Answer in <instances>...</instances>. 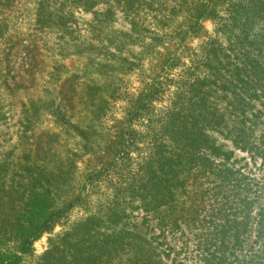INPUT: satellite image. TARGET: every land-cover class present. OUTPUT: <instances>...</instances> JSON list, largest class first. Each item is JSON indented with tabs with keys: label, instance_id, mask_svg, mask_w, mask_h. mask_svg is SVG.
<instances>
[{
	"label": "trees",
	"instance_id": "1",
	"mask_svg": "<svg viewBox=\"0 0 264 264\" xmlns=\"http://www.w3.org/2000/svg\"><path fill=\"white\" fill-rule=\"evenodd\" d=\"M260 1L239 2L229 13L221 30L227 50L217 41L205 43L199 58L188 62L189 41L202 36L203 22L219 19L223 0H36L32 28L55 35L58 54L48 64L42 46H21L22 74L34 85L32 93L42 86L21 104L26 148L0 153V264H23L33 245L76 208L84 216L70 231L49 238L36 264H113L127 254L123 264H163L156 239L180 229L179 209L200 177L213 178V196L230 191L235 198V219L215 230L211 264H264V211L253 217L259 198L248 197L250 182L230 164L233 151L264 163ZM12 2L0 0V124L3 97L29 90L17 86L13 74L12 52L24 42L9 34ZM131 77L140 85L134 91ZM117 104L126 105L120 118L112 113ZM56 117L60 131L83 141L85 155L109 153L78 184L69 182L71 174L55 159L56 135L34 142L37 126ZM103 119L114 125L101 136L96 124ZM215 135L229 140L232 151ZM123 166L134 168L128 177L120 173ZM112 176H120V183L99 196ZM135 211L157 221L156 238L125 229ZM252 228L257 247L247 250Z\"/></svg>",
	"mask_w": 264,
	"mask_h": 264
},
{
	"label": "rangeland",
	"instance_id": "2",
	"mask_svg": "<svg viewBox=\"0 0 264 264\" xmlns=\"http://www.w3.org/2000/svg\"><path fill=\"white\" fill-rule=\"evenodd\" d=\"M251 1L254 6L260 5L261 2L260 0ZM35 2L36 0H13L9 11V34L12 38H16L19 44L20 40H23L24 42L22 45H17V48L12 52L11 59L15 82L17 86L24 85V87L29 90L27 91L19 88L13 91L10 96L3 97L1 105L3 106L5 121L0 124L1 154L9 152L22 154L26 148L27 141L22 140L19 128L21 104L26 102L29 96L38 95L41 91L40 87L42 86L41 83H38L37 87L39 88L32 93L34 85L29 83V78L25 74H22L23 51L21 50V46H25L28 43H34L42 46L43 51H41V56L48 64L53 62V58L56 59V54H58L55 50L56 47L54 48L57 37L52 34H42L36 32V30H33L32 28ZM239 2L243 3L245 0H223V5L219 8V10H221L219 19L221 20L217 18L215 20H207L202 23V36L189 41V51L184 55L189 56L187 61L191 58H195V56L199 58L201 46L203 47L205 43L217 41L218 45L222 46L221 48L223 50H227L229 42H227L225 31L221 30L225 21L229 19V13L231 16V12H233V9L237 4H239ZM231 7L232 10L230 9ZM86 18L88 19V17ZM120 24L122 27H125L126 25L123 22ZM160 53L162 52L160 51ZM146 68H148L147 65ZM129 86L132 91L140 88V85L137 83L135 77H131L129 79ZM212 100L215 104L214 98ZM218 104H220V100H218ZM125 107L126 105L117 104V106L112 109L114 117L120 118L122 116L121 111L124 110ZM106 119H103L101 122L96 124L98 134H101V136L105 133L106 128L112 124L114 125V123L111 124L110 121ZM59 125V117H56L55 120L50 119L39 124L34 131V142L41 141L44 143L48 140V134L56 135L57 137L54 138L55 143L53 145L54 155L56 156L55 159L57 160L58 165H61L65 171L71 174V180L69 182L78 184L82 176L87 171L98 168L101 166V163L107 161L109 153H107V155L101 153L100 155H97V157L85 155L83 141L71 132L60 131ZM215 138H217L219 144L232 151L229 140L224 139V137L220 135H215ZM233 153L234 155L230 164L233 165L234 170H239L242 176L245 175L248 179L247 181L250 182V186L252 187L251 193L248 197L252 199L254 198L255 201H257L256 198H259V201L254 203L255 210L253 217H255L257 210L261 209L264 211V163H262L261 160L252 161L251 157L247 153H239L238 151H233ZM135 157L136 154H133L132 158ZM133 169H126L123 166L121 167L120 173L121 175L128 177V174L132 172ZM119 180L120 176H112L102 182L99 190V196L108 195L109 189L113 185L120 183ZM214 186L215 182L213 178H198L194 185L189 189V192L193 194L192 198L189 199L188 197L183 199L184 205L180 207L182 208L181 211L179 209L180 213L178 212V214L180 216L183 214L184 216V219L181 220L180 229L165 230L164 232H161V235L158 239H156V244L159 245L158 248L162 253L161 256L163 258V264H211V252H213L216 244L215 230L217 227L219 228L222 225L224 226L226 222H231L235 219V216H233L232 213V206L235 202V198L232 197L230 191H224L217 197L213 196L215 192ZM249 191L248 186L244 192L247 194ZM260 192L262 195H260ZM217 209H222L223 212L219 216L213 215V212ZM229 211L231 213H229ZM83 216L84 213L81 209H74L57 226H55L51 234L44 235L33 245L32 256L26 258L23 264H36L38 258L46 251L49 238L70 231L76 222H78ZM132 216L133 218L125 223L126 230H133V232H136L145 238L151 236L156 238L160 234L155 226L157 221L155 219L152 220L151 215H147L141 211H135ZM240 216L241 215L238 214L236 217L239 222H241ZM144 220L147 222L146 224L143 223ZM187 223L189 224L187 225ZM254 229L255 228L251 229L252 236L249 243H247L248 245H246L247 250L250 247L255 250L257 247V244L254 242ZM130 257L131 256L127 254L121 258L122 261L121 259L118 261L116 260L113 264H123L126 259ZM120 261L121 263H119Z\"/></svg>",
	"mask_w": 264,
	"mask_h": 264
}]
</instances>
